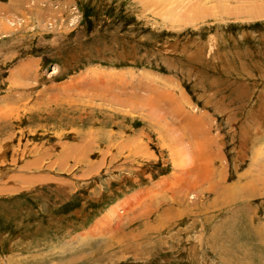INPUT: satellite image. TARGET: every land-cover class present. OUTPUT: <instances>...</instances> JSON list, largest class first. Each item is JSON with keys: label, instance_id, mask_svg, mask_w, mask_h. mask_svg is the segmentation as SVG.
<instances>
[{"label": "rangeland", "instance_id": "374dc122", "mask_svg": "<svg viewBox=\"0 0 264 264\" xmlns=\"http://www.w3.org/2000/svg\"><path fill=\"white\" fill-rule=\"evenodd\" d=\"M0 264H264V0H0Z\"/></svg>", "mask_w": 264, "mask_h": 264}, {"label": "bare ground", "instance_id": "6f19581e", "mask_svg": "<svg viewBox=\"0 0 264 264\" xmlns=\"http://www.w3.org/2000/svg\"><path fill=\"white\" fill-rule=\"evenodd\" d=\"M197 10V9H196ZM201 11V10H200ZM199 15H200V13H199ZM194 20V19H193Z\"/></svg>", "mask_w": 264, "mask_h": 264}]
</instances>
